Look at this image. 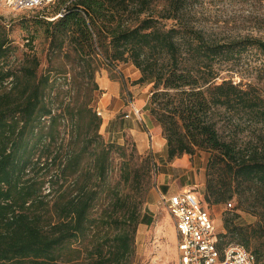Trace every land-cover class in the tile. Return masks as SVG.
I'll return each mask as SVG.
<instances>
[{
	"label": "trees",
	"instance_id": "trees-1",
	"mask_svg": "<svg viewBox=\"0 0 264 264\" xmlns=\"http://www.w3.org/2000/svg\"><path fill=\"white\" fill-rule=\"evenodd\" d=\"M206 1L62 0L39 21L45 69L34 37L20 53L0 28V264H133L139 211L116 195L109 213L91 216L118 147L101 133L93 78L102 65L122 62L140 70L135 83L152 85L149 111L168 157L211 153L206 201L236 196L237 208L247 204L257 217L240 224L230 209L219 247L250 249L258 239L250 250L264 264V96L221 75L249 49L264 54V39L207 29L200 20ZM68 73L64 88L59 80ZM228 113L258 126L248 141H240L237 121L230 138L222 136L220 118Z\"/></svg>",
	"mask_w": 264,
	"mask_h": 264
},
{
	"label": "rangeland",
	"instance_id": "rangeland-1",
	"mask_svg": "<svg viewBox=\"0 0 264 264\" xmlns=\"http://www.w3.org/2000/svg\"><path fill=\"white\" fill-rule=\"evenodd\" d=\"M61 3L62 0H56L37 9L16 10L6 0H0V28L8 30L13 43L19 46L20 53L26 49L24 45L28 43L27 38L34 37L35 50L43 60L44 69L48 66V42L39 21L45 13H52L55 6ZM205 7L206 11L200 20L207 29L215 31L219 36L233 38L253 35L264 39V0H207ZM221 71L222 76L237 83L242 82L244 86L252 84L264 96L263 53L249 49L240 58L227 62ZM66 75L70 78L68 73L63 74L59 80L64 88L68 87L70 81L66 79ZM140 75V70L135 65L122 62L111 70L102 65L93 78L99 89L91 90V103L105 120L101 133L106 141L115 142L118 147L112 152L106 182L91 216L99 217L105 211L109 213L114 196L122 197L141 215L136 231L133 264H178L174 221L161 198L162 193H167L164 186L170 188L169 194L189 186H197L202 203L216 220L220 233L226 231L223 218L230 209L239 213L237 222L240 224L254 223L257 217L246 210L247 204L237 208L236 196L212 205L206 201L208 161L211 155L209 151L194 155L185 153L173 159L168 157L167 140L162 134L161 126L152 119L149 111L152 85L135 83ZM133 106L140 110L139 117ZM236 121L241 122L240 141H248L254 128L258 126L250 127L246 116H232L231 113L222 114L220 118L219 129L222 136L230 138L231 124ZM260 127L259 124V129ZM126 172L135 175L126 179ZM229 202H232V206L228 205ZM87 242L86 239L79 245H86ZM76 245L74 242L73 246ZM258 246V239H252L249 243L252 250Z\"/></svg>",
	"mask_w": 264,
	"mask_h": 264
},
{
	"label": "built area",
	"instance_id": "built-area-1",
	"mask_svg": "<svg viewBox=\"0 0 264 264\" xmlns=\"http://www.w3.org/2000/svg\"><path fill=\"white\" fill-rule=\"evenodd\" d=\"M54 1L6 0L16 10H32ZM133 108L139 117L140 110L136 106ZM153 139L151 135L152 143ZM161 198L174 221L178 264H256V254L241 243L231 242L219 247L220 232L216 220L203 205L197 186L162 193ZM228 205L232 206V202Z\"/></svg>",
	"mask_w": 264,
	"mask_h": 264
},
{
	"label": "crops",
	"instance_id": "crops-1",
	"mask_svg": "<svg viewBox=\"0 0 264 264\" xmlns=\"http://www.w3.org/2000/svg\"><path fill=\"white\" fill-rule=\"evenodd\" d=\"M163 188H167V193H169V190H170L169 187L164 186ZM182 190H183V189H182ZM179 191H181V190H179Z\"/></svg>",
	"mask_w": 264,
	"mask_h": 264
}]
</instances>
